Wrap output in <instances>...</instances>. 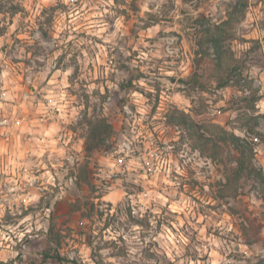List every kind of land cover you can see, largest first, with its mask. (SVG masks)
I'll list each match as a JSON object with an SVG mask.
<instances>
[{
    "label": "rangeland",
    "instance_id": "1",
    "mask_svg": "<svg viewBox=\"0 0 264 264\" xmlns=\"http://www.w3.org/2000/svg\"><path fill=\"white\" fill-rule=\"evenodd\" d=\"M251 116L264 139V0H0V264L50 237L77 264H259L264 143L226 187L212 150Z\"/></svg>",
    "mask_w": 264,
    "mask_h": 264
},
{
    "label": "trees",
    "instance_id": "2",
    "mask_svg": "<svg viewBox=\"0 0 264 264\" xmlns=\"http://www.w3.org/2000/svg\"><path fill=\"white\" fill-rule=\"evenodd\" d=\"M228 25L229 21H225L221 25H217L216 29H218V34L210 33L211 31H208L209 33L207 32V43H212L216 48V57L220 67H222L223 62L226 60L227 51H225L223 48V43L225 41L223 33L226 32L225 26ZM242 121L245 123L243 127L246 128V135L244 137H240L235 133H228V131H225L227 138H225L222 143L215 142L214 148L212 149L214 152L218 153L220 162L224 164L225 170L232 171V175L229 176L228 181L224 184L225 187L241 179L247 172L251 174L252 172L258 173L260 171L254 164V156L257 146L260 144V142L263 144L264 139L256 129L257 120L255 116L245 117L242 119ZM113 134L114 126L110 121H108V119H94L92 122H90L89 130L87 132L88 151H93L96 148H99L105 142L106 138H109ZM210 138L214 139V136L210 134ZM224 154H237V158L235 160L237 167H232L229 165L230 163H225V159L223 157ZM77 177V186L84 184L86 186H90L92 189L95 188L94 185L92 186V183L88 180V164H85L79 168ZM51 231L53 232V230ZM47 241L48 245L41 253L43 262L45 264H49L50 262H66L68 264H77L74 259H66L63 257L59 249L60 245H54V241L51 239V237L48 238ZM95 264L102 263L100 261H96ZM259 264H264V259H262Z\"/></svg>",
    "mask_w": 264,
    "mask_h": 264
},
{
    "label": "water",
    "instance_id": "3",
    "mask_svg": "<svg viewBox=\"0 0 264 264\" xmlns=\"http://www.w3.org/2000/svg\"><path fill=\"white\" fill-rule=\"evenodd\" d=\"M163 80L171 84H175L177 82L176 78H170V77L163 78Z\"/></svg>",
    "mask_w": 264,
    "mask_h": 264
}]
</instances>
